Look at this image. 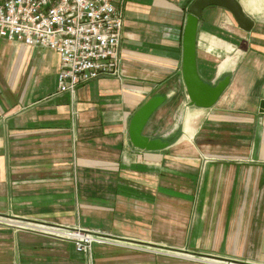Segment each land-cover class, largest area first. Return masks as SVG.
Here are the masks:
<instances>
[{"label": "crops", "instance_id": "1", "mask_svg": "<svg viewBox=\"0 0 264 264\" xmlns=\"http://www.w3.org/2000/svg\"><path fill=\"white\" fill-rule=\"evenodd\" d=\"M191 2L124 0L119 78L74 94L57 92L53 49L0 37V216L22 222L0 224V264H206L184 253L237 260L228 255L240 251L264 264V0H239L250 30L222 6L202 10L197 72L211 84L229 76L208 108L189 103L181 72ZM155 95L166 98L142 134L168 140L184 110L188 139L147 151L132 146L128 127ZM48 226L135 247L94 243L87 254Z\"/></svg>", "mask_w": 264, "mask_h": 264}, {"label": "built area", "instance_id": "2", "mask_svg": "<svg viewBox=\"0 0 264 264\" xmlns=\"http://www.w3.org/2000/svg\"><path fill=\"white\" fill-rule=\"evenodd\" d=\"M123 1L0 0V37L53 49L60 63L57 92L74 94L79 84L89 80L119 78ZM45 231L73 241L77 251L87 254L94 243L104 242L80 227L48 226Z\"/></svg>", "mask_w": 264, "mask_h": 264}, {"label": "water", "instance_id": "3", "mask_svg": "<svg viewBox=\"0 0 264 264\" xmlns=\"http://www.w3.org/2000/svg\"><path fill=\"white\" fill-rule=\"evenodd\" d=\"M208 5L222 6L231 14L238 26L245 30H250L252 21L243 13L239 0H192L187 9V17L183 26L182 36V68L181 72L188 94L190 104L201 108H208L222 95L224 88L228 84L229 76H225L216 84L205 82L197 72L196 64V37L197 23L202 10ZM165 95H155L145 101L134 112L130 119L128 135L132 146L142 150H161L169 145L168 140L162 138H149L142 134V130L149 121V117L157 110L165 100ZM259 112L264 113V99H261ZM234 263H242L229 259Z\"/></svg>", "mask_w": 264, "mask_h": 264}, {"label": "rangeland", "instance_id": "4", "mask_svg": "<svg viewBox=\"0 0 264 264\" xmlns=\"http://www.w3.org/2000/svg\"><path fill=\"white\" fill-rule=\"evenodd\" d=\"M185 114H186V112L184 110L183 111H179V112L176 113V116L174 117V119L171 120V126L173 124H177L178 125V130L172 136L164 135L163 138L166 137V138H169V139H171V138L174 139V138H177L178 136L180 137V135H183V130L182 129H184L185 124H186V119L184 117ZM195 125H196V123H195ZM186 135H183V136H185L184 138H187L188 135L187 136ZM183 142L184 143H182V144H183V146H185L186 149H187V146H189L191 144L190 143L191 141H188L189 143L187 141H183ZM191 145L189 146L190 149L193 148ZM226 158H228V157H226ZM0 219H1V221L6 222V223H8L10 225H15L16 226V225L22 224V222H17V220H15V219H13V218H11L9 216H5V215L4 216H0ZM82 230L87 231V232H89L91 234L95 233V234L101 236L100 239L104 240V242H101V243L96 242V243L105 245L107 247L108 246H110V247H123V248H126V249H128V247H129V249H132V247H135V244L126 242L125 240L121 241V239H118V238L110 235L109 233L107 235V234H103L101 232L99 233L97 230H93V231L92 230H87V229H82ZM142 247L143 248H149L150 250H153V249L156 250L155 247H153V248L146 247V246H142ZM170 253H171V251H170ZM250 253L252 254V256H250V259L253 262L257 261L258 258H259V251L250 252ZM172 254H174V253H172ZM215 255L222 256V254H220V253H216ZM184 256H186V257H184L185 258L183 260L184 262H192V261H195V262L199 261L200 262V261H202V262H204L206 264H211L209 262L215 261L217 263H212V264H248V263H245L243 261V260L246 259V257L243 255V252H241V251L240 252H231V253H229L228 256H231V257L235 256L234 258L239 260V261H241L242 263H234L231 260H224V259H221L219 257H214V256L208 257V256H205V255H199V254L191 255V254H188V253H184ZM174 260L175 259H172V262H174Z\"/></svg>", "mask_w": 264, "mask_h": 264}, {"label": "trees", "instance_id": "5", "mask_svg": "<svg viewBox=\"0 0 264 264\" xmlns=\"http://www.w3.org/2000/svg\"><path fill=\"white\" fill-rule=\"evenodd\" d=\"M174 139H175V138H174ZM174 139H173V138L168 139L169 143L172 142V141H174Z\"/></svg>", "mask_w": 264, "mask_h": 264}, {"label": "bare ground", "instance_id": "6", "mask_svg": "<svg viewBox=\"0 0 264 264\" xmlns=\"http://www.w3.org/2000/svg\"><path fill=\"white\" fill-rule=\"evenodd\" d=\"M189 134V133H188Z\"/></svg>", "mask_w": 264, "mask_h": 264}]
</instances>
